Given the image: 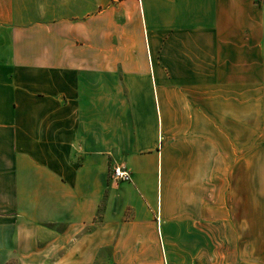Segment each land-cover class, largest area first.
<instances>
[{
	"label": "crops",
	"instance_id": "obj_1",
	"mask_svg": "<svg viewBox=\"0 0 264 264\" xmlns=\"http://www.w3.org/2000/svg\"><path fill=\"white\" fill-rule=\"evenodd\" d=\"M0 264H264V0H0Z\"/></svg>",
	"mask_w": 264,
	"mask_h": 264
},
{
	"label": "built area",
	"instance_id": "obj_2",
	"mask_svg": "<svg viewBox=\"0 0 264 264\" xmlns=\"http://www.w3.org/2000/svg\"><path fill=\"white\" fill-rule=\"evenodd\" d=\"M111 177L116 181L131 180L130 173L121 166H114L111 169Z\"/></svg>",
	"mask_w": 264,
	"mask_h": 264
}]
</instances>
